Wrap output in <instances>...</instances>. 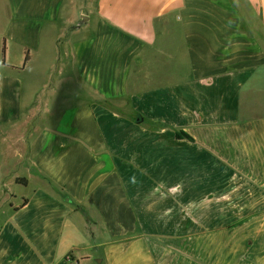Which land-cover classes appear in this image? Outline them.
<instances>
[{
    "label": "crops",
    "instance_id": "obj_1",
    "mask_svg": "<svg viewBox=\"0 0 264 264\" xmlns=\"http://www.w3.org/2000/svg\"><path fill=\"white\" fill-rule=\"evenodd\" d=\"M1 2L0 264H264V0Z\"/></svg>",
    "mask_w": 264,
    "mask_h": 264
},
{
    "label": "rangeland",
    "instance_id": "obj_2",
    "mask_svg": "<svg viewBox=\"0 0 264 264\" xmlns=\"http://www.w3.org/2000/svg\"><path fill=\"white\" fill-rule=\"evenodd\" d=\"M1 1H3V0H0V4H1L0 7H2V2H1ZM89 2L92 3V0H86V3H87L88 5L90 4ZM72 17H73V14H72ZM87 18H88V17H87ZM86 21H87V19H86V20L83 19V18L80 19L79 22H78V24H77V26H79L80 24H82V23H84V22H86ZM2 30H3V29H2V24H1V27H0V33H1ZM7 62H8V63H11L10 57H8ZM33 66H36V67L38 66V69H39V67L41 66V64H33ZM37 71H39V73H38V77H37V78H39V79H36V78H34V79L37 80V81H41V78H42V77L40 76L41 73H44V74H45V73L47 72V70L45 71V69H44V70L41 71V69H39V70L33 71V69H32V72H33V73H36ZM29 72H31V71H29ZM29 72H28V74H29ZM21 75L24 76V73H21ZM46 75H47L46 77H48V74H47V73H46ZM46 77H45V80H44V81L48 80V78H46ZM32 78H33V77H32ZM34 79H33V80H31V79L29 80V84H28V85H29L31 88H32V87H35V86H36V87L39 86L38 84H36L37 82L35 83ZM37 85H38V86H37ZM27 96H28V94H27ZM76 102H77V99L75 98V103H76ZM68 115H69V113H68ZM12 189H13V191L16 192V194H19V192H21V190H23L24 192L29 191V188H24V187H22V186H21V187H16V189L12 187Z\"/></svg>",
    "mask_w": 264,
    "mask_h": 264
},
{
    "label": "trees",
    "instance_id": "obj_3",
    "mask_svg": "<svg viewBox=\"0 0 264 264\" xmlns=\"http://www.w3.org/2000/svg\"><path fill=\"white\" fill-rule=\"evenodd\" d=\"M177 137H178L179 139L187 138V139H189V140H192V138H191L188 134H186V133H184V132H179V133H177ZM18 182H19V183H22V184H26V181H25V180H19Z\"/></svg>",
    "mask_w": 264,
    "mask_h": 264
},
{
    "label": "water",
    "instance_id": "obj_4",
    "mask_svg": "<svg viewBox=\"0 0 264 264\" xmlns=\"http://www.w3.org/2000/svg\"><path fill=\"white\" fill-rule=\"evenodd\" d=\"M83 19H85V20H86V19H87V17H86V16H83Z\"/></svg>",
    "mask_w": 264,
    "mask_h": 264
}]
</instances>
